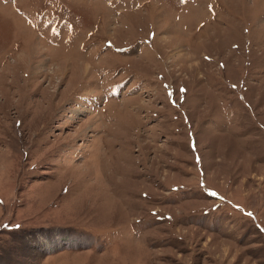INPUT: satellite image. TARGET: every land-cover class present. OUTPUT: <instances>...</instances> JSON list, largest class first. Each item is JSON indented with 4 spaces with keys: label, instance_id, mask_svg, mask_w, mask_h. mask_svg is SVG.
<instances>
[{
    "label": "rangeland",
    "instance_id": "1",
    "mask_svg": "<svg viewBox=\"0 0 264 264\" xmlns=\"http://www.w3.org/2000/svg\"><path fill=\"white\" fill-rule=\"evenodd\" d=\"M0 264H264V0H0Z\"/></svg>",
    "mask_w": 264,
    "mask_h": 264
},
{
    "label": "snow or ice",
    "instance_id": "2",
    "mask_svg": "<svg viewBox=\"0 0 264 264\" xmlns=\"http://www.w3.org/2000/svg\"><path fill=\"white\" fill-rule=\"evenodd\" d=\"M211 195H216L215 193H211Z\"/></svg>",
    "mask_w": 264,
    "mask_h": 264
}]
</instances>
